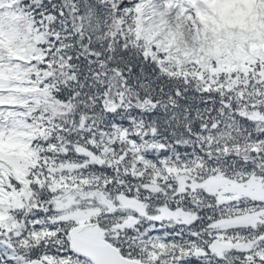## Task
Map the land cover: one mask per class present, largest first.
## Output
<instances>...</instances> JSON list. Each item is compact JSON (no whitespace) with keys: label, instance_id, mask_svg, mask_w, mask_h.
<instances>
[{"label":"snow or ice","instance_id":"1","mask_svg":"<svg viewBox=\"0 0 264 264\" xmlns=\"http://www.w3.org/2000/svg\"><path fill=\"white\" fill-rule=\"evenodd\" d=\"M0 264H264V0H0Z\"/></svg>","mask_w":264,"mask_h":264}]
</instances>
